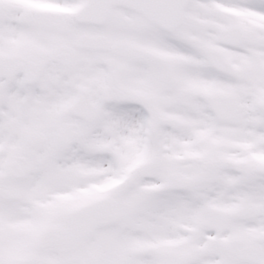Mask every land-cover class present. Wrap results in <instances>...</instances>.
<instances>
[{"label": "snow or ice", "instance_id": "6c2138e0", "mask_svg": "<svg viewBox=\"0 0 264 264\" xmlns=\"http://www.w3.org/2000/svg\"><path fill=\"white\" fill-rule=\"evenodd\" d=\"M0 264H264V0H0Z\"/></svg>", "mask_w": 264, "mask_h": 264}]
</instances>
